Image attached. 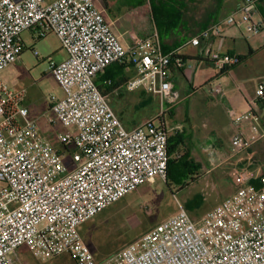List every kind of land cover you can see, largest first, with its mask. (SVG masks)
Returning a JSON list of instances; mask_svg holds the SVG:
<instances>
[{
  "label": "built area",
  "instance_id": "built-area-1",
  "mask_svg": "<svg viewBox=\"0 0 264 264\" xmlns=\"http://www.w3.org/2000/svg\"><path fill=\"white\" fill-rule=\"evenodd\" d=\"M96 1L0 0V73L21 59L25 31L39 37L53 32L67 54L61 62L48 60L64 95L51 96L47 122L64 127L58 134L64 154L30 117L25 90H11L0 79V264H26L13 258L21 246L39 258L70 255L75 264H264V174L238 164L229 172L235 193L204 217L194 219L178 203L174 215L102 262L84 243L82 225L140 186L166 181L165 114L182 100L171 81L173 65L186 67L181 50L221 37L222 26L238 25V13L254 35L264 34V25L253 22L261 0H240L233 14L175 50H163L157 31L124 47ZM209 60L219 73L240 62L238 55L223 52H211ZM123 61L137 71L127 90L146 88L161 100V113L133 129L125 127L95 82ZM211 91L218 94L221 87ZM248 104V113L235 124L256 117L264 105V86ZM231 145L236 153L249 148L240 133ZM204 151L219 157L214 147Z\"/></svg>",
  "mask_w": 264,
  "mask_h": 264
},
{
  "label": "rangeland",
  "instance_id": "rangeland-1",
  "mask_svg": "<svg viewBox=\"0 0 264 264\" xmlns=\"http://www.w3.org/2000/svg\"><path fill=\"white\" fill-rule=\"evenodd\" d=\"M134 1L141 2L143 6L140 22L132 26L116 23L112 27L124 35L121 39L122 44L124 40H130L136 32L143 35L145 28H148L149 25L146 22L148 16L144 8H149L151 0ZM98 8L102 12V4L101 6L99 4ZM228 12V6L224 5L220 14L226 15ZM235 19L238 25L233 27H235L236 34L241 39L247 41L261 39V36L253 35L249 30L251 23H241V15L239 13L235 14ZM150 24L151 29L148 30V36L152 30L153 32L156 31L152 20ZM224 27L222 26V34ZM21 37L26 47L21 59L3 70L0 73V79L11 90H25V105L29 108L30 117L37 121L42 136L56 150H66L58 141V134L65 130L64 127L60 123L51 126L47 122L50 116L48 110L51 96L62 98L64 95L61 87L49 72L48 60L57 61L60 54L65 55V51L62 49L58 37L53 32H48L44 37H39L38 33L25 31ZM218 41L222 40L219 39ZM185 51L194 53L191 48H186ZM209 54V52L204 53L205 60L208 59ZM194 64L190 63L192 67H194ZM196 84V79L194 80L190 76L183 77L182 75L178 77L177 85L174 83L176 89H180L182 92L188 89L190 93L193 91L192 86L194 87ZM204 89L205 91L199 90V92L177 103L168 111L171 113L167 117V127L169 135L178 133L182 137V150L188 151L205 172L212 166L216 167L221 161H224L227 154H222L217 149L219 157L211 158L201 151V146L203 145L201 140L209 143L212 139L209 135H205L199 140L198 130L200 132L207 131L213 126V122L210 119L212 112L205 105V101L212 102L213 100H211L210 90ZM122 91V102H115L114 104L115 109L120 106L116 110L126 126H136L158 116L160 102L147 93L146 88L141 93L130 92L127 89ZM204 94L206 97H203ZM148 99H150V102ZM146 102L149 103L146 105ZM231 110H222L228 115L229 120V116L232 114ZM244 120L241 122L244 123ZM216 146L218 147L219 144H216ZM216 146L214 145L215 149L217 148ZM233 152L234 150L231 151V154ZM67 161L70 163L68 156ZM222 167L224 168L223 174H219L221 170L218 168V170H213L204 177H200L198 181L182 190L169 188L163 178H157L154 182L140 186L81 226L80 232L84 243L97 260L111 258L117 255L126 245L138 240L153 227L174 215L178 210V203L185 206L199 196L203 198L201 205L198 209L189 212L194 219L204 217L210 210L220 205L228 194L223 183L229 178L230 168L226 165ZM3 186L4 184L0 183V188ZM95 254H98L97 257ZM13 258L18 263L26 264H75L69 255L54 258L36 257L27 246L18 248Z\"/></svg>",
  "mask_w": 264,
  "mask_h": 264
},
{
  "label": "crops",
  "instance_id": "crops-1",
  "mask_svg": "<svg viewBox=\"0 0 264 264\" xmlns=\"http://www.w3.org/2000/svg\"><path fill=\"white\" fill-rule=\"evenodd\" d=\"M181 2L183 5L181 8L183 17L181 26L170 32H166L162 36L159 35L162 47L165 45L166 47L171 48L166 52H170L183 46L186 42L200 34L213 23L230 16L236 9L240 0H223L220 4L219 0H181ZM99 4L100 6L101 4L103 6V13L98 8ZM224 5L228 6L229 10L226 15L220 14ZM96 7L102 13L105 20L111 25V28L114 27L116 23H121L122 25L127 26L137 25L140 22L139 19H141V12L143 10L141 2L134 0H97ZM144 10L148 12L149 8H144ZM253 18L255 19H253L254 23H262L264 25V0H261L258 3ZM113 31L120 40L123 38L124 35L119 33L117 29L114 28ZM236 32L235 27L225 26L222 36L219 37L222 41H218L219 39H213L208 43H203L200 47L187 46L183 48L181 54L186 62V67L182 70L177 69L174 65L171 67V81L173 82V85L174 83L177 85V79L181 75L183 77L190 76L197 81L196 86H192L193 91L191 93L188 89H185L184 92H182L180 89H176L174 85V89L179 92L182 98L179 102L186 100L196 92H199V90L205 91L204 88L210 90L211 100H213L212 102L205 101V105L212 112L210 119L213 122V126L207 131L200 132L198 130L199 140L205 135H209L212 140L209 143L201 140V142H203L201 151L208 156L204 149L209 147L208 145L214 147V145L216 146V144H219L218 147L216 146V150L218 149L222 154L226 153L227 157L216 167L212 166L205 172L202 170L203 177L213 170H218V168L221 170V172L219 171V174L221 175L224 173V168L222 166L226 165L230 168V165L232 164L248 166L256 175L264 174V105L260 108L259 112L256 113V117H246L244 118L245 120L243 119L244 123H242V120L238 125L235 124L237 117L244 116L248 113V101L254 97L259 88L264 86V34L256 35L261 36L260 40L247 41L241 39ZM143 36L144 32L143 35L136 32L130 40L123 39L124 47H128L137 41H140L144 38ZM186 48L193 49L194 53L186 52ZM205 52L231 53L241 56L244 59L240 64L231 67L224 74H219L213 63L209 60V57L206 60L204 59ZM66 58V53L64 56L60 54L56 62H61ZM190 63H195L194 67H192ZM122 72L123 87L110 92L107 96L110 99L111 105L113 104L112 107L116 113V109L120 106L115 109L114 103L122 102V90H126L127 82L137 76L136 68L131 64L127 65ZM101 76H103V74H98L95 78L96 84ZM215 86L221 87L220 93H212L211 90ZM142 90L143 89L141 88L130 92L141 93ZM150 95L159 100L160 114L161 100L158 97L153 96L151 93ZM203 97H206V95L204 94ZM225 109H232V114L229 116L230 120L228 119V115L222 111ZM170 113L171 112L165 114L166 121ZM189 119H191V117H189ZM123 124L125 125V123ZM138 125L139 124L136 126ZM136 126L130 127L125 125L128 129H133ZM237 133H240L243 140L249 143V148L246 152L236 153L234 151L231 154V151L234 150L231 141L233 136ZM223 185H225L224 187L228 191V194L223 199L225 200L227 197L235 193L236 188L233 185L230 176L226 179V182H224Z\"/></svg>",
  "mask_w": 264,
  "mask_h": 264
},
{
  "label": "trees",
  "instance_id": "trees-1",
  "mask_svg": "<svg viewBox=\"0 0 264 264\" xmlns=\"http://www.w3.org/2000/svg\"><path fill=\"white\" fill-rule=\"evenodd\" d=\"M223 0H219V4ZM182 2L181 0H151L149 10L147 12L148 20L146 21L149 25L148 28L144 30V38L149 37L148 30L151 29L150 21L152 20L155 24V29L160 36L164 35L166 32H170L173 29H177L182 24ZM164 51H168L171 48L163 46ZM24 52V51H23ZM243 57L239 56V64L243 61ZM129 65L126 61L118 62L108 67L101 78L97 81V86L100 92L104 96L118 88L123 87V75L122 71ZM227 70L220 72L219 74H224ZM145 90V88H142ZM149 93L148 91H146ZM150 94V93H149ZM150 102V99H148ZM146 102V105L149 103ZM183 141L182 137L178 133L169 135L168 139V165L166 173V185L173 189L182 190L189 186L190 184L199 180L202 176V168L198 165L195 160L191 157L188 151H183ZM61 154H64L66 150H59ZM253 186H257L253 183ZM203 201L201 196L196 197L194 200L188 202L185 207L188 211H194L199 208ZM97 253V252H96ZM96 257L98 254H95ZM70 256V255H69ZM70 258L75 263L74 259ZM96 259V258H95ZM102 260H97V262H102Z\"/></svg>",
  "mask_w": 264,
  "mask_h": 264
}]
</instances>
